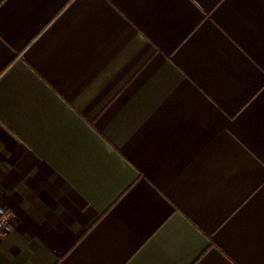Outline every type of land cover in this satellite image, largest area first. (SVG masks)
Segmentation results:
<instances>
[{
  "label": "crops",
  "instance_id": "obj_1",
  "mask_svg": "<svg viewBox=\"0 0 264 264\" xmlns=\"http://www.w3.org/2000/svg\"><path fill=\"white\" fill-rule=\"evenodd\" d=\"M0 264H264V0H0Z\"/></svg>",
  "mask_w": 264,
  "mask_h": 264
},
{
  "label": "clouds",
  "instance_id": "obj_2",
  "mask_svg": "<svg viewBox=\"0 0 264 264\" xmlns=\"http://www.w3.org/2000/svg\"><path fill=\"white\" fill-rule=\"evenodd\" d=\"M10 213H5L3 209H0V227H5L6 222L9 219ZM7 231H12V228L10 226L7 227ZM4 233H0V237H2Z\"/></svg>",
  "mask_w": 264,
  "mask_h": 264
},
{
  "label": "built area",
  "instance_id": "obj_3",
  "mask_svg": "<svg viewBox=\"0 0 264 264\" xmlns=\"http://www.w3.org/2000/svg\"><path fill=\"white\" fill-rule=\"evenodd\" d=\"M0 209H3V211L5 213H10L9 219L6 222V226L5 227H0V233H4L3 236L7 235L9 233V231H7V227L10 226L11 227V220H12V216H11V212L8 211L2 204L1 200H0Z\"/></svg>",
  "mask_w": 264,
  "mask_h": 264
}]
</instances>
